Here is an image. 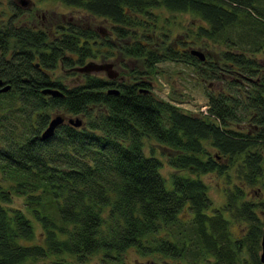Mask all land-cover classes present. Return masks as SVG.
I'll return each mask as SVG.
<instances>
[{
    "label": "trees",
    "instance_id": "trees-1",
    "mask_svg": "<svg viewBox=\"0 0 264 264\" xmlns=\"http://www.w3.org/2000/svg\"><path fill=\"white\" fill-rule=\"evenodd\" d=\"M56 1L112 30L62 19L18 26L16 12L0 23V78L11 84L0 93V264H89L95 257L127 264L131 249L148 259L139 264H262L264 200L246 198L245 188L264 182V75L253 78L264 68L257 60L264 0ZM156 9L201 22L174 36ZM191 44L205 49V60ZM117 53L146 70L163 61L189 64L224 85L208 92L207 110L187 113L144 81L75 70ZM59 68L79 81L65 84L53 75ZM46 88L63 96L45 95ZM58 108L85 120L43 140ZM151 141L163 151L146 153ZM161 156L172 168L170 188ZM212 173L228 181L220 206L203 179ZM14 196L24 198L23 208L9 205ZM232 221L244 229L237 238Z\"/></svg>",
    "mask_w": 264,
    "mask_h": 264
},
{
    "label": "rangeland",
    "instance_id": "rangeland-1",
    "mask_svg": "<svg viewBox=\"0 0 264 264\" xmlns=\"http://www.w3.org/2000/svg\"><path fill=\"white\" fill-rule=\"evenodd\" d=\"M27 4L24 6L21 3V0H0V23L1 21L6 23L10 16L13 13H17L16 21L14 24L16 25H32L36 27H47L51 21L59 22L61 19L63 22L66 20L71 21H79V23H90L93 28L98 29H106L107 31L112 30V25L110 22L102 19H92L90 16L86 15V13L78 8H74L64 3H61L56 0H24ZM18 10V12H17ZM157 13H160V24L166 26L167 28H172L174 36L177 34H185L188 28H191L201 21L198 16L194 14H181V13H172L165 9H156ZM166 18H170L174 25L167 24ZM175 21H178L180 24L176 26ZM1 25V24H0ZM192 36V34H190ZM191 38V37H189ZM208 52L213 50V43L208 42ZM191 48L199 49L206 54V51L203 47L196 44H191ZM224 48V47H223ZM259 57V58H258ZM258 61H264V55L261 53L257 56ZM88 61H96L100 62H112L115 63L114 70L117 71L118 77L115 80H124L139 82L144 81L149 84V88L155 95L160 98H164L167 100H175L174 102L179 105L184 112H200L207 110L208 104V92L218 91L223 85V81L218 79L211 78H202L194 68V66L181 63V62H171V61H163L158 63L151 70H146L145 67L141 64V62L137 60H133L130 58H125L121 54H115L114 58L110 59H89ZM54 76L61 78L65 84H72L79 81L77 75L78 74H69L65 69H56L54 71ZM95 75L107 78L106 72H98ZM260 75V74H259ZM258 76H254V79H258ZM261 75H264L261 73ZM65 112L63 108H58L56 110H52L51 116L56 113ZM80 118L85 120L83 115H78ZM155 147L157 153L159 151H163L161 148H158L156 141H151L150 143H146V153L149 152V147ZM264 154V148L262 149ZM164 165L161 169L163 176L167 180V187H171L170 176L172 173V168L168 165L167 156H161ZM231 174L234 175L235 172L231 171ZM235 176V175H234ZM203 179L209 186V196L211 197L214 206H220L225 202L226 194L225 190L228 187V181L226 176H219L215 173L203 175ZM234 180V179H233ZM234 182H238L237 179ZM248 199H252L253 201H262L264 200V182H259L257 185L250 187L247 186L245 188ZM24 198L21 196H14L13 201L9 203V205L13 207H24L23 205ZM261 216V220L263 221L262 226V234L264 231V213L262 214L258 211ZM245 225V224H244ZM243 225V226H244ZM230 228L232 231V235L234 238L239 237L243 230L242 227L238 225L236 222H231ZM244 228V227H243ZM262 239V235H261ZM245 253V252H244ZM242 253L241 257H245L246 254ZM262 253L261 240L260 246L257 252L258 257H260ZM125 261L127 264H139L145 262V258L139 256L134 250H129L125 255ZM248 256V255H247ZM157 260L162 261V258H157ZM171 261V260H170ZM175 264L177 261H171ZM183 264H194L189 260L182 261ZM262 263V262H261ZM89 264H106L102 263L98 258H93ZM107 264H113L107 263ZM167 264V263H163ZM197 264H209L207 262H199ZM264 264V263H262Z\"/></svg>",
    "mask_w": 264,
    "mask_h": 264
},
{
    "label": "water",
    "instance_id": "water-1",
    "mask_svg": "<svg viewBox=\"0 0 264 264\" xmlns=\"http://www.w3.org/2000/svg\"><path fill=\"white\" fill-rule=\"evenodd\" d=\"M21 3L24 6L27 4V2L24 0H21ZM191 53L192 55H195L196 57H198L200 60H205L206 58L205 53L199 49H192ZM113 67H114V64L112 62L98 63L96 61H88L84 65L76 67L75 70L79 73H98V72L105 71L109 79H116L119 73L115 71ZM10 89H11V84L5 83L4 80L0 78V93L7 92ZM108 92L111 94H116V95L119 94V90L116 88L109 89ZM42 93L45 95H51L53 97L63 96V92L60 89H55V88L43 89ZM64 123H69L76 127H80L82 125V120L77 117L76 118L69 117L65 115L64 113L55 114L49 121L47 127L41 133V138L45 140L53 136L56 129ZM261 247H262V253L260 255V261L264 263V231H263L262 239H261Z\"/></svg>",
    "mask_w": 264,
    "mask_h": 264
},
{
    "label": "flooded vegetation",
    "instance_id": "flooded-vegetation-1",
    "mask_svg": "<svg viewBox=\"0 0 264 264\" xmlns=\"http://www.w3.org/2000/svg\"><path fill=\"white\" fill-rule=\"evenodd\" d=\"M102 29V28H101ZM111 35H112V32L110 33ZM111 58H114V57H111ZM114 65H115V63H113ZM262 72H260V75H259V78H258V80L261 78V73H264V68L261 70Z\"/></svg>",
    "mask_w": 264,
    "mask_h": 264
}]
</instances>
